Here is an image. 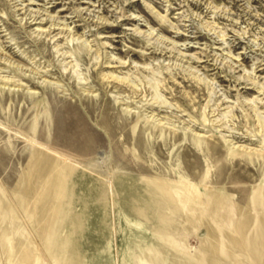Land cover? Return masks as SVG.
<instances>
[{
    "label": "rangeland",
    "instance_id": "obj_1",
    "mask_svg": "<svg viewBox=\"0 0 264 264\" xmlns=\"http://www.w3.org/2000/svg\"><path fill=\"white\" fill-rule=\"evenodd\" d=\"M262 149L264 0H0V264H264Z\"/></svg>",
    "mask_w": 264,
    "mask_h": 264
},
{
    "label": "bare ground",
    "instance_id": "obj_2",
    "mask_svg": "<svg viewBox=\"0 0 264 264\" xmlns=\"http://www.w3.org/2000/svg\"><path fill=\"white\" fill-rule=\"evenodd\" d=\"M35 20H38V18H36ZM41 22H43V21H41ZM55 29V28H54ZM53 33H55V31L54 32H52V31H50L49 32V34H53ZM62 34V32L61 33H59V34H57V35H61ZM120 61H121V59H120ZM120 63H122V64H125V63H123V62H120ZM128 66V65H127ZM111 78L113 79V80H116V81H121V82H125V81H127V78L126 77H122V76H119V75H115V74H112L111 75ZM6 83V82H5ZM118 84V83H117ZM239 147H241V146H238L237 148H239ZM253 151V150H252ZM255 152L257 153L256 155H258V156H261L262 154H263V152H264V150L262 149V150H255ZM258 228V227H257Z\"/></svg>",
    "mask_w": 264,
    "mask_h": 264
}]
</instances>
